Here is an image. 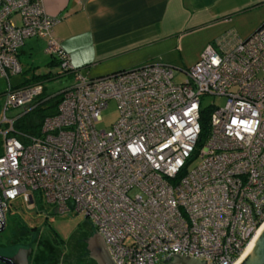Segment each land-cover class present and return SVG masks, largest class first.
Listing matches in <instances>:
<instances>
[{"label":"built area","instance_id":"obj_1","mask_svg":"<svg viewBox=\"0 0 264 264\" xmlns=\"http://www.w3.org/2000/svg\"><path fill=\"white\" fill-rule=\"evenodd\" d=\"M57 21L42 0H0V224L16 198L39 200L52 212L83 214L114 264H165L172 252L236 263L264 223V20L243 39L208 42L178 81L160 62L82 75L51 35ZM29 37L44 40L54 73L72 75L36 134L15 122L41 83L9 84ZM206 94L223 104L201 107ZM109 100L117 118L97 129Z\"/></svg>","mask_w":264,"mask_h":264},{"label":"crops","instance_id":"obj_2","mask_svg":"<svg viewBox=\"0 0 264 264\" xmlns=\"http://www.w3.org/2000/svg\"><path fill=\"white\" fill-rule=\"evenodd\" d=\"M42 3L46 13L58 18L51 35L68 55L70 64L82 75L97 77L165 61L170 51L181 49L185 36L192 37L201 31L203 37L195 62L208 42L231 34L228 30L233 28L232 16L264 5V0H42ZM233 30L239 37L240 31ZM39 41L36 37L25 39L18 49V61L19 55L29 53ZM41 49L47 57V69L31 73L23 81L33 82L30 78L40 73L50 75L48 69L57 65L43 46ZM178 69L183 71L186 67ZM63 75H70L72 81L70 73Z\"/></svg>","mask_w":264,"mask_h":264},{"label":"rangeland","instance_id":"obj_3","mask_svg":"<svg viewBox=\"0 0 264 264\" xmlns=\"http://www.w3.org/2000/svg\"><path fill=\"white\" fill-rule=\"evenodd\" d=\"M264 20V5L253 6L248 10L232 16L230 24L234 29L239 30V39L248 36L255 26ZM233 28L229 29V33L236 37ZM201 32V31H200ZM198 35L185 36L181 42V49H174L165 56V61L160 63L172 66L174 79L183 80L182 70L178 68H188L194 63L197 57L198 45L202 40L203 33ZM39 40V39H38ZM40 42V43H39ZM37 46L32 48L29 53L19 55L21 73L10 76L9 84L14 86L20 84L25 77L31 73H38L46 70L45 62L47 57L43 54L41 46L44 48V40L40 39ZM44 50V49H43ZM159 62V61H156ZM50 70V78L43 81V86L47 94H53L71 83L70 75H61L51 77L58 70L57 65H52ZM25 71V72H24ZM24 72V73H23ZM26 73V76L24 75ZM30 77V76H29ZM5 87V81L0 76V129L4 127L2 124V106L4 96L2 91ZM224 97H216L204 95L200 99L201 107L210 105H222ZM18 111L13 108L7 111L6 116H11ZM117 118V108L114 100H109L105 108L100 111V119L95 122L97 129H108L109 126ZM2 149V136L0 134V150ZM196 160L192 161L189 166L193 165ZM5 228L0 232V241L7 243L6 247L0 246V254L6 255L13 253L16 248L34 244L35 241L49 242L51 245L57 246L64 251L71 249L72 245H77L84 233L91 231V222L81 213L52 212L50 206L45 205L41 201L34 203H21L20 198H16L8 205L5 211ZM90 222V223H89ZM35 229V231H33ZM92 229L94 230L93 226ZM47 243L45 246L47 247ZM82 245V244H81ZM76 248V246H74ZM74 250V249H72ZM63 264V263H62Z\"/></svg>","mask_w":264,"mask_h":264},{"label":"trees","instance_id":"obj_4","mask_svg":"<svg viewBox=\"0 0 264 264\" xmlns=\"http://www.w3.org/2000/svg\"><path fill=\"white\" fill-rule=\"evenodd\" d=\"M52 61H54L52 59ZM56 63V61H55ZM57 64V63H56ZM122 70V69H121ZM115 72V71H114ZM112 73V72H111ZM63 74H67L65 72L61 73ZM59 76V74L57 73H53L51 77H56ZM50 78V75L48 73H40V74H36L33 75L30 79L33 82H38L41 83L42 85V91L39 94L36 103L34 104V106L28 110L27 112H25L21 117H19L18 120H16L15 122V126L23 131L26 132H30L32 134H36L38 131V126L40 124L41 119L43 118V116L50 114L53 112L55 105L57 103L58 100V96L57 93H54L53 95L47 94L45 92V88L43 86V81L47 80ZM28 80H24L22 81L20 84H18V86H22L25 85L27 83H31V82H27ZM44 96H48L47 99H44L41 101V99ZM207 114H208V110H203L201 112V137L203 138V136L205 135L206 132V122H207ZM85 233L86 235L89 234ZM45 243H47V247L45 246ZM38 246L37 248L34 250V254L32 255V259L30 261V264H57V262L62 261L63 263H69V262H73V261H77L78 263H82L83 260L85 259V261L88 259L86 256L84 258L82 257V250L79 249L77 251H75L74 254H70V251L67 252V254H63L62 258H59V249L56 248L55 246L51 245L49 242H43V241H38L36 243ZM39 244L42 245V249L39 248ZM82 248V246H81ZM84 250V248H83Z\"/></svg>","mask_w":264,"mask_h":264},{"label":"water","instance_id":"obj_5","mask_svg":"<svg viewBox=\"0 0 264 264\" xmlns=\"http://www.w3.org/2000/svg\"><path fill=\"white\" fill-rule=\"evenodd\" d=\"M262 23V22H261ZM260 23V24H261ZM90 223V222H89ZM91 224V223H90ZM5 223L2 220L0 224V232L4 229ZM91 231L87 235L86 239H80L75 241H84L85 249L88 257L93 260L94 264H114L110 259L104 241L99 233L90 227ZM253 243L247 248V253L243 258L232 264H264V223L259 233L252 239ZM31 249L29 247H18L11 255L0 254L1 264H28V255ZM169 256H165L162 260L169 259L165 264H205L202 260L194 259L186 255L178 253H170Z\"/></svg>","mask_w":264,"mask_h":264},{"label":"flooded vegetation","instance_id":"obj_6","mask_svg":"<svg viewBox=\"0 0 264 264\" xmlns=\"http://www.w3.org/2000/svg\"><path fill=\"white\" fill-rule=\"evenodd\" d=\"M4 223H5V219H4ZM5 228V227H4ZM33 231H35V229H33ZM88 235V234H87ZM87 235L84 233L83 234V236H81L80 238H79V240L80 239H86V237H87ZM39 241V240H38ZM38 241H35V243L34 244H30V245H27V246H23V247H29L30 249H31V252H30V254L28 255V264H30V261H31V257H32V255L34 254V250L37 248V242ZM9 242V241H8ZM8 242L7 243H5V242H2V241H0V246L2 245V247H6L7 245H8ZM76 242H78V241H76ZM82 244V245H81ZM54 246V245H53ZM74 246H76V248L74 247ZM81 246H82V248H81ZM56 248H58L59 249V252H60V254H59V258H62V256H63V254H67V252H71V253H69V255L70 254H74L75 253V251H77V250H79V249H81L82 250V257L81 258H84L85 256L88 258L86 261H85V259L83 260V262L82 263H78L77 261H73L72 263L71 262H69V263H63L62 261H59V262H57V264H94V262H93V260L92 259H90L89 257H88V254H87V251H86V249H85V242L84 241H80L79 243H77V245H72L71 246V249H67V251H64V250H62L61 248H59V247H57V246H55ZM39 248L40 249H42L43 247H42V245L41 244H39ZM83 248H84V250H83ZM72 249H74V250H72ZM16 250V249H15ZM14 253V252H13ZM12 253V254H13ZM6 255H11V253H9V254H6ZM1 264V263H0Z\"/></svg>","mask_w":264,"mask_h":264},{"label":"bare ground","instance_id":"obj_7","mask_svg":"<svg viewBox=\"0 0 264 264\" xmlns=\"http://www.w3.org/2000/svg\"><path fill=\"white\" fill-rule=\"evenodd\" d=\"M261 228H262V226L259 227V228L256 230V232H255V234L253 235V237H252V238L249 240V242L246 244V246H245L244 249L242 250L241 254H240L239 257L237 258L236 263L239 262V261L243 258V256L247 253V248L253 243L252 239H253V238L259 233V231L261 230Z\"/></svg>","mask_w":264,"mask_h":264}]
</instances>
